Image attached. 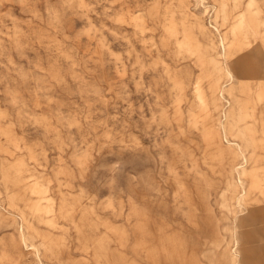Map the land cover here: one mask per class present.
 <instances>
[{
	"label": "rangeland",
	"instance_id": "1",
	"mask_svg": "<svg viewBox=\"0 0 264 264\" xmlns=\"http://www.w3.org/2000/svg\"><path fill=\"white\" fill-rule=\"evenodd\" d=\"M0 264H264V0H0Z\"/></svg>",
	"mask_w": 264,
	"mask_h": 264
}]
</instances>
